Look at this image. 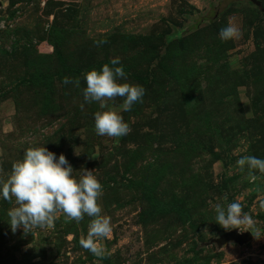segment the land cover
<instances>
[{
	"label": "rangeland",
	"instance_id": "374dc122",
	"mask_svg": "<svg viewBox=\"0 0 264 264\" xmlns=\"http://www.w3.org/2000/svg\"><path fill=\"white\" fill-rule=\"evenodd\" d=\"M0 0V182L29 147L93 171L111 232L102 256L83 249L92 218L13 233L0 198V264H264V0ZM229 24L239 37L221 40ZM104 41V43H99ZM119 57L142 103L120 112L119 144L98 136L84 73ZM79 78L80 87L62 79ZM118 107L122 98L108 102ZM238 202L246 222L224 229L215 205ZM239 229L245 246L213 240Z\"/></svg>",
	"mask_w": 264,
	"mask_h": 264
},
{
	"label": "clouds",
	"instance_id": "9594fccd",
	"mask_svg": "<svg viewBox=\"0 0 264 264\" xmlns=\"http://www.w3.org/2000/svg\"><path fill=\"white\" fill-rule=\"evenodd\" d=\"M239 34L231 24L219 31V37L224 41L238 38ZM126 79L119 57L111 59L99 70L93 68L84 73V101L98 103L100 109L94 114L95 133L115 138V145L130 131L120 112L130 111L134 104L142 103L145 95L142 85L120 82ZM62 83L80 87L79 78L64 77ZM116 97L122 98V103L118 107L110 106L108 102ZM236 166L247 173L249 182L257 179V172L264 174V158L244 155L237 159ZM73 172L63 154L57 157L44 145L25 149L22 159L13 163L7 179L0 182V198L9 200L14 197L17 205L7 213L8 224L13 233L17 228L29 233L32 228L51 225L57 212L63 213L66 220L76 222L84 216L90 217L87 236L79 243L83 249L100 257L104 250L99 241L111 232L110 220L101 215L102 208L98 202L103 187L93 171L84 169L79 178ZM214 211L215 222L226 230L239 228L246 222L238 202L224 206L216 204Z\"/></svg>",
	"mask_w": 264,
	"mask_h": 264
},
{
	"label": "water",
	"instance_id": "95a60500",
	"mask_svg": "<svg viewBox=\"0 0 264 264\" xmlns=\"http://www.w3.org/2000/svg\"><path fill=\"white\" fill-rule=\"evenodd\" d=\"M249 1L257 6H261V3L258 0ZM252 239L253 235L251 232H241L239 229H235L225 233L220 238L213 240V243H216L219 247H222L230 242H233L242 247L250 243Z\"/></svg>",
	"mask_w": 264,
	"mask_h": 264
}]
</instances>
